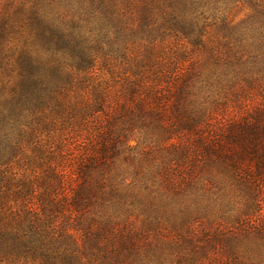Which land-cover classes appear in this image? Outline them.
I'll return each mask as SVG.
<instances>
[{"label":"trees","instance_id":"trees-1","mask_svg":"<svg viewBox=\"0 0 264 264\" xmlns=\"http://www.w3.org/2000/svg\"><path fill=\"white\" fill-rule=\"evenodd\" d=\"M213 172L247 232L194 217ZM261 210L264 0H0V264H264Z\"/></svg>","mask_w":264,"mask_h":264},{"label":"rangeland","instance_id":"rangeland-1","mask_svg":"<svg viewBox=\"0 0 264 264\" xmlns=\"http://www.w3.org/2000/svg\"><path fill=\"white\" fill-rule=\"evenodd\" d=\"M223 9L229 18L234 19V21L242 20L248 13L247 7L240 3L227 2L224 4ZM148 159L146 163L150 165L151 175L154 178L158 174L154 169L155 163L173 164L170 158L166 157L165 160L163 156L160 157L156 152L151 153ZM157 177L154 184L155 188L159 186V177ZM210 178L213 179V183H207L204 177H202L194 186L191 193H189L188 202H192L189 205L193 208L194 217H200L199 219L204 221L208 226L215 224L223 226L234 225L236 226L235 230H237V226L240 225L247 232L248 224L251 220L255 219V216L259 212L257 204L248 194V188L241 183H234L232 179L225 178L222 174L213 172ZM262 211L264 210H261V213ZM251 239L245 240L244 243H247ZM262 263H264V260Z\"/></svg>","mask_w":264,"mask_h":264}]
</instances>
